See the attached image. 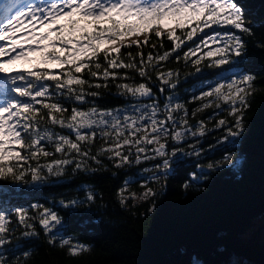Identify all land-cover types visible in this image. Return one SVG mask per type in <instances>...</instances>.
Wrapping results in <instances>:
<instances>
[{
    "label": "snow or ice",
    "instance_id": "snow-or-ice-1",
    "mask_svg": "<svg viewBox=\"0 0 264 264\" xmlns=\"http://www.w3.org/2000/svg\"><path fill=\"white\" fill-rule=\"evenodd\" d=\"M258 27L264 28V11L255 12L247 0H0L3 187L62 186L80 174L137 167L117 189L122 208L141 201L146 212L155 211L177 176L184 193L207 191L214 176L238 171L243 160L257 79L249 67L250 41ZM165 39L170 47L161 51ZM253 46L264 50V39ZM173 54L193 69L185 77L199 82L187 99L178 92L187 82L180 68L165 69ZM113 87L128 102L102 106ZM207 109L209 115L189 122ZM210 131L220 134L205 146ZM146 162L151 167H139ZM136 183L142 191L130 189ZM97 199L103 195L93 183L51 203L13 202L5 193L0 264H27L35 250L28 244L41 232L70 257L90 251L70 218L91 212ZM216 253L217 259L193 257L191 264H253L226 244Z\"/></svg>",
    "mask_w": 264,
    "mask_h": 264
},
{
    "label": "trees",
    "instance_id": "trees-1",
    "mask_svg": "<svg viewBox=\"0 0 264 264\" xmlns=\"http://www.w3.org/2000/svg\"><path fill=\"white\" fill-rule=\"evenodd\" d=\"M247 2L255 12L264 11V0ZM258 19L259 15L253 23ZM254 31L257 35L250 41L249 67L257 73V79L251 107L247 111L249 135L241 146L243 160L240 169L214 176L205 192L184 193L180 188L181 176L170 179L166 193L157 199L153 212H146L148 204L141 201H136L135 206L129 201L124 208L118 202L117 189L126 176L138 171L137 167L111 168L94 176L80 174L73 178L72 184L62 186L33 188L21 185L9 188L3 187L5 182L0 180V198L10 193L12 201L18 203L33 201L34 198L41 202L45 198L49 203L58 201L61 193L82 183H93L103 195V200L97 199L91 212L70 218L71 230L82 241L92 245L90 251L70 257L66 255V249L50 246L41 232L39 239L28 244L35 250L27 264H170L175 260L191 264L193 257L205 260L219 258L216 249L221 244H226L253 264H264V242L257 244L239 238L254 224L255 218L264 213V50L253 46L255 41L264 39V28L258 27ZM151 43L159 45L160 41L153 39ZM169 47L165 39L161 51ZM148 51L149 48L145 47V55ZM174 56L165 62V69L180 68L181 80L186 79L187 82L178 88V92L187 99L193 89L199 87V82L195 76L185 77L184 74L193 69L184 67L183 63L177 64ZM110 91L114 95L106 96L100 102L102 106L118 107L128 102L115 95L117 90L114 87ZM197 104L199 101L187 107L191 110ZM211 111L207 109L198 113L195 119L189 116V122L194 124L196 119L206 117ZM213 124L215 119L208 122V128L211 129ZM219 134L210 131L203 141L205 146ZM139 167H151V162ZM113 172L117 175L113 176ZM130 189L142 191L139 183L130 185ZM16 235L19 236L20 232L17 231Z\"/></svg>",
    "mask_w": 264,
    "mask_h": 264
},
{
    "label": "rangeland",
    "instance_id": "rangeland-1",
    "mask_svg": "<svg viewBox=\"0 0 264 264\" xmlns=\"http://www.w3.org/2000/svg\"><path fill=\"white\" fill-rule=\"evenodd\" d=\"M6 58H7V55L4 57V59H6ZM262 216H264V213L257 216L254 220V224L250 228H248L247 231L241 233L240 236L242 238H250L252 236L253 230H257L258 227L264 225V224H262ZM258 233H260L261 241L264 242V228H263V230L261 229V231Z\"/></svg>",
    "mask_w": 264,
    "mask_h": 264
}]
</instances>
